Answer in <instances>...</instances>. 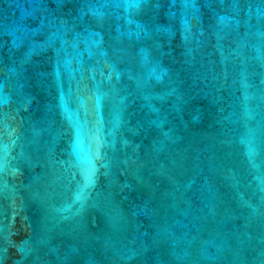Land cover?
Listing matches in <instances>:
<instances>
[{"label":"water","instance_id":"95a60500","mask_svg":"<svg viewBox=\"0 0 264 264\" xmlns=\"http://www.w3.org/2000/svg\"><path fill=\"white\" fill-rule=\"evenodd\" d=\"M0 264H264V0H0Z\"/></svg>","mask_w":264,"mask_h":264}]
</instances>
